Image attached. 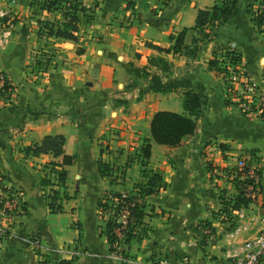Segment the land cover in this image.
I'll use <instances>...</instances> for the list:
<instances>
[{"label": "crops", "instance_id": "obj_1", "mask_svg": "<svg viewBox=\"0 0 264 264\" xmlns=\"http://www.w3.org/2000/svg\"><path fill=\"white\" fill-rule=\"evenodd\" d=\"M69 1L85 7L78 12L77 41L39 32V19L64 21L63 6L49 10L43 0H0V70L15 85L11 99L0 95V197L3 186H15L26 205L9 234L0 237V264L62 258L70 264H128L110 251L100 232L105 223L99 200L107 191L133 192L146 179L139 153L151 137L153 114L159 109L190 114L183 102L188 88L203 100L196 130L176 146L152 140L148 167L166 185L144 197L147 234L133 237L126 252L137 264H204L207 254L238 249L264 228V118L227 101V80L209 61L236 49L242 54L239 66L264 89V32L245 10L248 0H239L238 13L215 26L199 54L196 48L210 29L194 27L197 11L218 0ZM184 27V46L174 52L170 34ZM39 55L49 58L43 70L35 66ZM153 55L169 58V76H184L188 84L166 92L141 84L134 68ZM48 133H63L64 153L74 155L64 165L69 196L61 212L49 208L41 176L50 161L63 156L26 150ZM248 153L260 161L263 191L233 212L236 225L230 227L219 213L221 195L235 191L234 174ZM100 159L124 168V178L102 175Z\"/></svg>", "mask_w": 264, "mask_h": 264}, {"label": "trees", "instance_id": "obj_2", "mask_svg": "<svg viewBox=\"0 0 264 264\" xmlns=\"http://www.w3.org/2000/svg\"><path fill=\"white\" fill-rule=\"evenodd\" d=\"M168 0H164V3ZM239 0H218L210 8H199L197 11L195 25L196 28L204 29L208 26H213L227 21L239 11ZM63 4V5H62ZM64 7V21L60 24H55L54 21L39 19L41 28L39 32L47 35H55L67 39L78 40V32L80 29L81 16L79 10H84L85 7L79 4H73L69 0H43L42 7L49 10ZM245 10L250 14L251 20L260 32H264V0H248ZM188 27H184L177 33L170 34V40L172 41V48L174 52L182 51L184 46V39ZM215 34V31H214ZM213 36H210L211 39ZM149 45L158 48L160 51H170V47H163L153 42H148ZM81 51L82 49L79 48ZM42 57V58H41ZM41 58V59H40ZM41 60H46L43 56H38L35 61V66L38 69L43 70L47 66V60L44 63ZM242 60V54L236 49H228L219 55H215L210 59L209 65L218 71L226 72L229 75V70L232 66L240 63ZM45 65V66H44ZM166 82L163 79L157 80V86L152 87L156 91H170L176 88L174 85L166 86ZM15 85L8 76L6 83L0 88V95L4 98H9L11 92L14 90ZM9 93V94H8ZM229 103L234 102L231 99H227ZM184 106L190 114L179 112L170 109L157 110L151 120V137H147L140 148V162L142 164V174L146 176V179L136 183L135 186L139 188L138 193H132L130 196H121V192L107 191L99 200V206L103 213H106L109 207V200L107 196L109 194L114 196H121L122 199L127 201H134L130 209L128 216V225L126 228V236L123 239V243L127 247L130 244L133 237L142 239L147 234V225L145 223V202L144 197L148 194L156 193L160 191L166 183L160 172L154 171L149 168V159L151 155L152 140L158 143L167 144L170 146L179 145L182 139L193 133L197 127V118L201 115L203 110V100L199 93L193 88H188L184 91L183 98ZM254 102V101H253ZM251 102V103H253ZM238 104V103H236ZM247 113V111H243ZM264 118V113L261 115ZM66 137L63 133H48L40 141H35L26 147L27 152H31L35 155L42 153H52L54 156H63L62 160H52L48 163L49 171H44L41 176V184L46 186L51 185L50 192L45 195L47 204L53 212H61L64 210L63 201L68 198L66 181L68 177L65 164H71L74 160V155L64 153V144ZM246 162V161H245ZM99 169L102 175L112 176L118 171L119 166L112 165L110 162L103 160L98 161ZM249 162L245 163L241 170L237 171V175L233 178L235 191L232 194L222 193L221 199L223 206L220 212L224 217L223 220L230 221V227L236 225V216L233 214L234 210L240 209L254 200H258L259 195L263 191V184L260 178L256 179L248 173ZM262 174L261 168L258 171ZM58 185L55 187L54 185ZM247 184H252L253 190L256 192L257 197L253 198L247 195ZM4 190L9 192L16 189L15 186H3ZM138 194V195H137ZM140 198H142L141 201ZM3 196L0 199V209L3 207ZM22 212L26 210V205L21 202ZM118 221L115 218L109 217L105 220L104 228H100V232L106 234L110 243V251L115 250L114 243L117 241V232L115 228L118 226ZM209 225V222H205ZM137 225H140L141 231L137 229ZM9 234V230L6 231V235ZM125 247V248H126ZM125 252V249H123ZM45 264H70V259L62 258L58 261L48 262Z\"/></svg>", "mask_w": 264, "mask_h": 264}, {"label": "built area", "instance_id": "obj_3", "mask_svg": "<svg viewBox=\"0 0 264 264\" xmlns=\"http://www.w3.org/2000/svg\"><path fill=\"white\" fill-rule=\"evenodd\" d=\"M225 73L226 72H222L223 76L227 80V97L235 103H238L237 105L242 111H247V113H256L257 115L261 116L264 113V89L260 88L249 77V75L239 66V63L231 67L228 72L229 75L225 76ZM7 79V73L0 70V88L4 86ZM12 93L13 91L11 92V95ZM11 95H9V99H11ZM248 162L249 175L255 177L256 179L261 177V174L258 172L260 170V161L253 153H248L242 158L240 165L234 174V177L237 175V171L241 170L244 164ZM123 172L124 168H121L114 175L109 177L119 182V180L124 178ZM252 187V184H247V195L256 198V192ZM120 192L121 196L123 197L130 196L132 193H138L139 188L136 187L133 192L128 190H123ZM19 196L20 191L18 188L14 189L12 192L5 190L2 199L4 200V205L0 209V215L3 218L7 216H17L23 211L21 203H19ZM121 196L119 197L111 194L107 196L109 200V207L104 216L106 215L107 218H115L119 223L115 228L117 232V241L114 243L115 250L111 252L114 253L120 260L128 264H137L138 260L126 252V246L122 242L126 236L128 216L134 201H127V199H122ZM141 200L142 198H140L139 201ZM136 227L139 231H141L140 225H137ZM241 227L242 225L238 229ZM4 235H6V231H4L0 225V237ZM32 242L36 246L41 245V240L38 234H33ZM123 249H125V252H123ZM80 251H82V249L72 250L73 254H76ZM206 256L207 258L204 260V264H264V228L258 230L254 236L249 237L239 243V247L235 251L228 249L225 256H214L210 254H207Z\"/></svg>", "mask_w": 264, "mask_h": 264}, {"label": "rangeland", "instance_id": "obj_4", "mask_svg": "<svg viewBox=\"0 0 264 264\" xmlns=\"http://www.w3.org/2000/svg\"><path fill=\"white\" fill-rule=\"evenodd\" d=\"M245 2H247V0H245ZM92 18V14L89 11L88 12V19ZM210 30H208L205 34H204V41L199 44L196 48V54H199L200 49L203 48L204 43H206L209 40L210 36H214V27L213 26H208ZM42 58V57H41ZM40 58V59H41ZM48 62L49 58H45ZM46 60H41L44 63L46 62ZM171 60L169 58H167L166 56H161V55H153L150 56L148 59V63L144 66H139V67H135L134 69L136 70V73L138 75V81L142 83L146 82V87L149 88H154L157 86V80L163 79L164 82H166V86H170V85H174L176 88H178L179 86H183L184 84H188L189 80L188 78L181 76V77H170L169 74L171 72ZM45 66V65H44ZM131 86H133V84H131ZM50 169H47V171H49ZM46 189H48V191L50 192L51 187L50 185L46 186ZM3 192L1 194V197L4 195L5 190L2 189ZM0 197V199H1ZM22 201H20L19 203H21ZM15 217H2L0 215V225L2 226V228L4 229V231L9 230L10 227L13 226V223L15 221ZM104 219H102L105 223V220H107V216H103ZM65 219V216H64Z\"/></svg>", "mask_w": 264, "mask_h": 264}]
</instances>
